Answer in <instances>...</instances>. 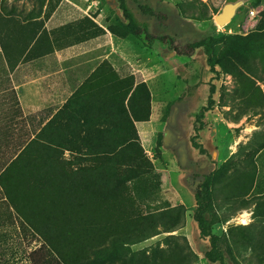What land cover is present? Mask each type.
Instances as JSON below:
<instances>
[{
    "label": "rangeland",
    "instance_id": "374dc122",
    "mask_svg": "<svg viewBox=\"0 0 264 264\" xmlns=\"http://www.w3.org/2000/svg\"><path fill=\"white\" fill-rule=\"evenodd\" d=\"M126 1L137 19L147 24L153 40L145 34L120 38L108 30L110 25L122 21L117 0L39 1L41 7H47L46 17L54 13L56 49H79L78 53L86 56L80 83L91 78L102 84L113 75H132L136 81L147 84L151 97L149 119L134 124L139 143L158 174L153 193L141 200L116 201L118 205L126 204L120 213L112 208L113 202L101 205L107 214L101 213L105 232L92 236L83 221L79 235L77 231H68L64 236L67 256L73 264H83L86 257L93 256L91 247L101 244L105 235L130 233L137 237L141 233L134 227L137 219L141 221L168 205L181 204L185 209L182 228L128 244V249L135 251L136 257L155 252L156 264H216L204 258L208 238L200 234L192 218L194 192L203 176L212 173V232L224 236L238 264H264V251L260 250L264 211H256L257 199L264 193V54L260 56L252 50L248 53L241 48L236 56L242 64L230 73L219 70L215 74L206 64L202 50L190 55L171 50L176 47L179 51L184 49V53L185 45L207 34L245 37L253 32L264 0ZM140 4L150 6L155 15L143 14ZM226 5L235 9L222 25L215 17ZM211 85L215 87L214 105L205 113L204 127L196 139L205 149V153H200L192 146L191 136ZM158 135L162 137L159 156L155 152ZM49 198L32 192L30 200L50 201ZM34 203L27 205L29 210L22 209L26 216H31ZM8 223L0 227V250H6L5 257L10 258L11 264H29L25 257L27 249L38 247L43 238L39 235L33 238L31 231L25 236L17 221L14 226ZM129 225L134 228L129 229ZM148 227L143 226L144 234ZM166 237L170 238L169 243Z\"/></svg>",
    "mask_w": 264,
    "mask_h": 264
},
{
    "label": "trees",
    "instance_id": "16d2710c",
    "mask_svg": "<svg viewBox=\"0 0 264 264\" xmlns=\"http://www.w3.org/2000/svg\"><path fill=\"white\" fill-rule=\"evenodd\" d=\"M117 2L122 21L110 25L108 30L120 38L145 34L147 39L153 40L154 36L147 24L137 19L127 1ZM138 7L143 14L155 15L148 5L140 4ZM259 15L253 32L245 37L225 34L215 37L207 34L185 45L184 53V49L179 51L176 47L171 50L176 54L189 55L196 50H202L212 73L218 74L219 70L230 73L232 68H238L242 64L241 58L236 56L241 48L248 53L254 51L263 56L264 9ZM220 43L222 47L219 49ZM89 80L72 93L64 106L48 121L42 134H38L39 138L29 142L0 144V219L3 220L0 227L6 222L14 226L17 221L24 235L31 231L33 238L37 235L43 238L38 247L27 249L25 257L29 264H73L64 248L67 246L64 236L68 235V231L78 233L84 221L85 230L90 231L92 236H99L100 231L105 232L101 224L104 219L102 214L105 212L103 213L101 205L113 202L112 208L120 213L126 204L118 205L116 201L141 200L145 196H151L156 186L154 183H158V174L139 143L134 124L136 121H147L150 117L151 97L147 84L144 81H136L132 75H113L112 79L108 78L103 80L102 84L85 89ZM214 93L215 87L211 85L207 102L200 108L196 124L193 126L191 143L200 153H205V149L196 139L204 127L205 113L213 108ZM61 121L75 134L73 140L69 144H54L52 140L46 142L44 131L53 123ZM155 143V152L159 156L161 135H158ZM52 145H57L59 149ZM63 147L74 153L73 156L63 159L53 155V152L61 154ZM213 188L214 177L209 173L203 176L194 192L192 218L200 234L208 238V248L203 256L211 263L238 264L224 236L212 232ZM32 192L50 197V201H40L39 198L31 201ZM257 201L256 211L261 213L264 211V193ZM31 202H35L32 209L34 212H29L31 216L34 215L32 217L26 216L22 211L29 210ZM19 203L26 206L20 207ZM98 209L100 211L96 214ZM68 212L70 215L67 216ZM184 216L183 205H168L142 217L141 221L137 219L134 227L141 230V233L136 234L137 237L133 238L130 233L123 236L105 235L101 244L96 248L91 247L93 256L86 257L82 262L156 264L158 254L151 252L148 256L142 254L136 257L137 253L130 251L128 244L142 241L159 232L176 231L184 226ZM146 225L149 227L144 234L143 226ZM105 227L109 225L106 224ZM134 227L129 225V229ZM80 235L82 236L81 233ZM165 239L167 241L170 238ZM261 245L263 248L260 250L264 251V240ZM5 254L6 250H0V264H11L10 258L5 257ZM228 258L232 262H229Z\"/></svg>",
    "mask_w": 264,
    "mask_h": 264
},
{
    "label": "crops",
    "instance_id": "0c3cea01",
    "mask_svg": "<svg viewBox=\"0 0 264 264\" xmlns=\"http://www.w3.org/2000/svg\"><path fill=\"white\" fill-rule=\"evenodd\" d=\"M39 1L0 0V144L39 138L48 121L86 81L80 83L86 56L79 49H56L54 13L46 17L47 7ZM97 83L91 80L85 89ZM65 124L50 125L43 134L45 141L69 144L75 134ZM63 148L53 155L73 156Z\"/></svg>",
    "mask_w": 264,
    "mask_h": 264
},
{
    "label": "water",
    "instance_id": "95a60500",
    "mask_svg": "<svg viewBox=\"0 0 264 264\" xmlns=\"http://www.w3.org/2000/svg\"><path fill=\"white\" fill-rule=\"evenodd\" d=\"M235 7L232 5H226L222 12L215 17L216 22L219 24L226 23L233 15Z\"/></svg>",
    "mask_w": 264,
    "mask_h": 264
},
{
    "label": "built area",
    "instance_id": "2783aa9c",
    "mask_svg": "<svg viewBox=\"0 0 264 264\" xmlns=\"http://www.w3.org/2000/svg\"><path fill=\"white\" fill-rule=\"evenodd\" d=\"M251 13H253L252 11H251ZM253 15V14H252Z\"/></svg>",
    "mask_w": 264,
    "mask_h": 264
}]
</instances>
